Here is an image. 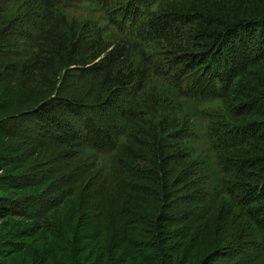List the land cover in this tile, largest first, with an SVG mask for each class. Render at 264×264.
<instances>
[{"label":"trees","instance_id":"16d2710c","mask_svg":"<svg viewBox=\"0 0 264 264\" xmlns=\"http://www.w3.org/2000/svg\"><path fill=\"white\" fill-rule=\"evenodd\" d=\"M8 1L0 264L264 260V0Z\"/></svg>","mask_w":264,"mask_h":264},{"label":"rangeland","instance_id":"374dc122","mask_svg":"<svg viewBox=\"0 0 264 264\" xmlns=\"http://www.w3.org/2000/svg\"><path fill=\"white\" fill-rule=\"evenodd\" d=\"M21 1L22 0H10L6 3V5L5 4L2 5V7H4V10L6 11V15H5L6 19L13 20V22H14L21 15L20 13L22 10L19 9L22 6ZM82 8L83 9L79 10V11H81L79 13L72 12V13H69L67 15H69L74 20V22H76V23L78 22L79 24H82L83 28H86L88 24H93V26L99 25V27H101V28L106 27V23L101 20V17H102L101 15L94 14L93 12H91L87 8V6H84ZM16 40H19V38ZM22 43L23 42H20V44H22ZM6 176H7L6 172H0V178L5 179ZM15 195L16 194L14 192L9 191L7 185H4L3 180L0 179V197L4 196V197H9L10 199H15V197H16ZM2 222H3V220H0V225H2L4 223V222L3 223ZM245 223H247V222H245V221L242 222L243 225H245ZM255 234L256 233H253V236ZM1 235H2V233L0 230V236ZM254 239H257V243L261 244V240L259 239V236L257 238H254ZM251 241H254V240L252 239ZM258 264H264V260H261V261L259 260Z\"/></svg>","mask_w":264,"mask_h":264}]
</instances>
